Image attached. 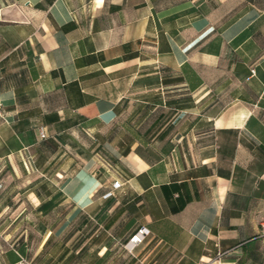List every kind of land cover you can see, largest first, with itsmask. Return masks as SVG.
Masks as SVG:
<instances>
[{
    "label": "crops",
    "instance_id": "1",
    "mask_svg": "<svg viewBox=\"0 0 264 264\" xmlns=\"http://www.w3.org/2000/svg\"><path fill=\"white\" fill-rule=\"evenodd\" d=\"M0 183V264H264V0H0Z\"/></svg>",
    "mask_w": 264,
    "mask_h": 264
},
{
    "label": "built area",
    "instance_id": "2",
    "mask_svg": "<svg viewBox=\"0 0 264 264\" xmlns=\"http://www.w3.org/2000/svg\"><path fill=\"white\" fill-rule=\"evenodd\" d=\"M251 72L254 74L255 73V69L252 68ZM40 135L41 137H45L46 134L43 131V129H40ZM1 189H2V183H0V195H1ZM140 233V234H139ZM148 233V230L145 228H140L137 230V232H135L130 238H129V242H131V247L136 246L138 243H140L144 237L145 234ZM19 264H26L25 261H21Z\"/></svg>",
    "mask_w": 264,
    "mask_h": 264
}]
</instances>
